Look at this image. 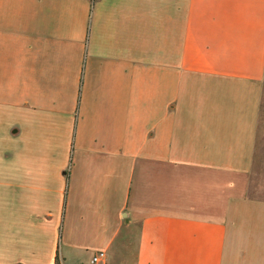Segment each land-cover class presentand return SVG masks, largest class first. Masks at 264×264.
<instances>
[{"label": "crops", "instance_id": "obj_1", "mask_svg": "<svg viewBox=\"0 0 264 264\" xmlns=\"http://www.w3.org/2000/svg\"><path fill=\"white\" fill-rule=\"evenodd\" d=\"M264 0H0V264H264Z\"/></svg>", "mask_w": 264, "mask_h": 264}, {"label": "rangeland", "instance_id": "obj_2", "mask_svg": "<svg viewBox=\"0 0 264 264\" xmlns=\"http://www.w3.org/2000/svg\"><path fill=\"white\" fill-rule=\"evenodd\" d=\"M263 154H264V86L262 89L259 119L257 124L256 152H255L256 173L259 172L260 158Z\"/></svg>", "mask_w": 264, "mask_h": 264}, {"label": "built area", "instance_id": "obj_3", "mask_svg": "<svg viewBox=\"0 0 264 264\" xmlns=\"http://www.w3.org/2000/svg\"><path fill=\"white\" fill-rule=\"evenodd\" d=\"M89 264H106V254H105V252L99 251V252L95 253L92 256Z\"/></svg>", "mask_w": 264, "mask_h": 264}, {"label": "trees", "instance_id": "obj_4", "mask_svg": "<svg viewBox=\"0 0 264 264\" xmlns=\"http://www.w3.org/2000/svg\"><path fill=\"white\" fill-rule=\"evenodd\" d=\"M55 264H58V259L56 258V262H55Z\"/></svg>", "mask_w": 264, "mask_h": 264}]
</instances>
